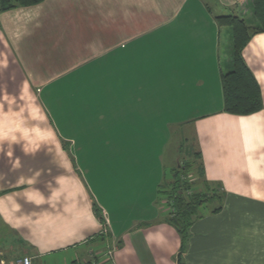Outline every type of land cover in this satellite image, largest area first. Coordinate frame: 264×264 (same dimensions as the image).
Instances as JSON below:
<instances>
[{"label":"crops","instance_id":"crops-1","mask_svg":"<svg viewBox=\"0 0 264 264\" xmlns=\"http://www.w3.org/2000/svg\"><path fill=\"white\" fill-rule=\"evenodd\" d=\"M244 2L45 0L0 12V238L12 239L0 264H179L161 189L167 166L182 165L193 189L217 194L193 222L187 264H264V32L243 52L263 108L233 115L222 83L233 30L217 21L258 28ZM56 84L69 152L78 140L98 160L85 172L45 119Z\"/></svg>","mask_w":264,"mask_h":264},{"label":"trees","instance_id":"trees-1","mask_svg":"<svg viewBox=\"0 0 264 264\" xmlns=\"http://www.w3.org/2000/svg\"><path fill=\"white\" fill-rule=\"evenodd\" d=\"M45 0H0V12L17 7H29L43 3ZM250 4L259 27L252 30L245 19L239 15H221L217 21L221 26L231 27L234 39V69L223 75V91L225 98V111L233 115H249L263 108L262 91L252 70L247 65L243 52L253 35L264 32V0H245L240 4L241 10ZM190 165L176 168L172 181L164 193L169 199L172 212L170 221L178 229L182 246L178 258L179 264H187L184 258L188 248L190 229L195 219L202 217L199 213L201 207L209 202L216 191L200 192L193 189ZM190 176V178H189ZM221 208L215 209V211Z\"/></svg>","mask_w":264,"mask_h":264},{"label":"rangeland","instance_id":"rangeland-1","mask_svg":"<svg viewBox=\"0 0 264 264\" xmlns=\"http://www.w3.org/2000/svg\"><path fill=\"white\" fill-rule=\"evenodd\" d=\"M57 86H58L57 84L56 85H53V86H50L49 87L50 89H48V91H45L44 94H43L42 99H43V101L45 103V106L47 107V108L45 107V119H47L51 123L53 129L60 136L59 138H60L61 148L65 152H67L68 156L71 158L70 159L71 162L72 163L74 162L75 164H76V162H78V166L80 167L79 169H81L82 171H84L83 170V167H85V171H86L88 167L90 168V164L91 163H95L98 160H95L96 157H90V158H94V159H91V160L86 159V152L84 153V149L83 148L86 145H89V144H82L78 140H77V143L75 144V148H74L75 155L77 156V158H74L72 156V152L73 151H71V153L69 152V149L72 150L71 149L72 142H68V140H67V128H66V122H67L66 112L67 111H66V101H63L62 99H60L58 97L57 103L59 102V104L61 105L59 111H58L57 107L54 108L55 106H53V101H52L53 99H56L57 98V96H55V94H53L55 92L54 90H57V88H58ZM52 87H55L56 89H52ZM62 104H63V106H62ZM52 108H54V109L52 110ZM42 135H43V137L45 139H47L48 136H49L48 129L45 126V123L43 125ZM188 150H192V145L189 142H184L183 143V150L180 152V155H181V158H183V159L186 158V159H188L190 161L191 159H189L188 156H187ZM91 154H93V156H96L95 155L96 153H94V152H92ZM78 166H76V169H78ZM166 171H167V173H166V179L168 181V179L173 178L174 169L170 170L168 168V166H167V170ZM78 174L81 175L80 172H78ZM189 178H190V176H189ZM169 185H170V183H168V182H165L163 184L162 189H161L162 195H163V193L165 191H167L166 188L169 187ZM208 209H210V206L204 205L203 207L200 208L199 213L202 214V213L206 212ZM11 241H12V239H6V240L3 239V240H1V238H0V245H4L3 247L8 246V244ZM13 241H15V240H13ZM5 242H6V244H5ZM18 251H19V249H18ZM184 254H186V253H184ZM184 258H185V261H186V256H184ZM186 263H187V261H186Z\"/></svg>","mask_w":264,"mask_h":264},{"label":"built area","instance_id":"built-area-1","mask_svg":"<svg viewBox=\"0 0 264 264\" xmlns=\"http://www.w3.org/2000/svg\"><path fill=\"white\" fill-rule=\"evenodd\" d=\"M106 232V230H105ZM112 252L109 251V255L111 254ZM21 263L22 264H32V258L29 257V256H24L22 259H21Z\"/></svg>","mask_w":264,"mask_h":264}]
</instances>
